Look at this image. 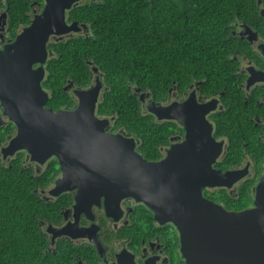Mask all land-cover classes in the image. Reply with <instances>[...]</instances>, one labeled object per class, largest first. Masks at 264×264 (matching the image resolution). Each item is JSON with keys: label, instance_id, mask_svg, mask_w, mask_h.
<instances>
[{"label": "flooded vegetation", "instance_id": "flooded-vegetation-1", "mask_svg": "<svg viewBox=\"0 0 264 264\" xmlns=\"http://www.w3.org/2000/svg\"><path fill=\"white\" fill-rule=\"evenodd\" d=\"M100 0H78L65 11V21L77 23V30L62 35L51 34L46 42L47 55L44 63L41 88L47 92L45 105L52 110L75 109L80 102L74 90H86L100 84L95 115L103 120V130L107 134L117 135L134 143V150L148 161H159L167 154L170 146L180 143L185 138L184 124L194 122L210 124L211 135L215 141H222V150L212 164L215 170H237L243 174L230 187L205 186L202 195L227 210H241L249 207L254 199V188L264 172V56L259 50L264 45V30L241 21L231 23V35L240 39V45L234 47L232 61L227 64L234 74L229 82L237 90L235 97L225 94V90H208L203 79L193 78L188 74L179 81L172 74V86L162 96L156 97L147 89L135 90L132 93L138 99V112L158 125V139L143 146V139L131 133L126 124L117 119L116 111L99 106L105 92L109 89L106 82L107 72L94 59H83L88 70V80L85 84L74 83L64 79L59 84L56 96L57 103L51 98L53 90L48 79L49 61L58 56V45L70 38H88L93 34L89 16L71 14L70 10L77 6H87ZM45 0H28L26 21L13 23L10 11L5 2L0 6V48L12 42L17 33L29 21L41 12ZM257 10L264 9V3L256 0ZM263 18V17H262ZM264 21V19H263ZM246 25L247 28H244ZM242 30L244 31L242 33ZM251 30V31H250ZM253 32V33H250ZM251 36V40L248 39ZM38 64H34L35 68ZM62 70V64H58ZM176 78V79H175ZM65 92L71 98L70 104L64 103ZM156 105L166 106L172 102V119H158L148 110V101ZM209 103V104H207ZM211 109L200 120L202 105ZM234 114L235 118L233 115ZM179 117V118H178ZM202 118V117H201ZM231 118L237 121L234 129ZM233 121V122H234ZM106 122V123H105ZM17 132L15 123L3 114L0 104V171L14 170V175L25 184L33 194L35 203L44 204L42 213L37 218V225L44 238L42 252L52 264H185L181 252L180 233L172 221H160L143 202L136 201L131 196L119 199L117 207L112 205V199L96 190L80 194L78 188L53 195L50 190L56 180L63 175L59 159L55 155L41 160L31 159V154L25 148L10 151V140ZM234 140V141H233ZM91 167L83 166V170ZM94 168V167H93ZM95 194V195H94ZM228 194L233 206H227L223 197ZM240 203V207L234 205ZM106 203L111 205L107 210Z\"/></svg>", "mask_w": 264, "mask_h": 264}, {"label": "water", "instance_id": "water-1", "mask_svg": "<svg viewBox=\"0 0 264 264\" xmlns=\"http://www.w3.org/2000/svg\"><path fill=\"white\" fill-rule=\"evenodd\" d=\"M76 1L45 0L41 12L0 48V104L17 127L7 149L25 148L38 161L55 155L63 175L50 190L53 195L77 187V203L89 190H96V197L106 194L114 207L123 196L143 202L156 219L177 227L185 264H264V172L245 209L227 210L204 197L203 187H230L243 176L212 168L223 142L212 137L209 123L194 122L193 117L186 124L178 117L184 140L170 146L161 160L148 161L133 142L104 132L103 120L94 113L100 84L74 90L80 99L75 109L54 111L45 105L48 95L40 82L46 42L51 34L77 30L76 22L65 21V11ZM260 15L264 19V9ZM259 50L264 56V45ZM207 104L199 109L204 123L211 109ZM147 107L158 119H172V102L159 106L149 100ZM106 207L111 209L109 203Z\"/></svg>", "mask_w": 264, "mask_h": 264}, {"label": "trees", "instance_id": "trees-1", "mask_svg": "<svg viewBox=\"0 0 264 264\" xmlns=\"http://www.w3.org/2000/svg\"><path fill=\"white\" fill-rule=\"evenodd\" d=\"M2 2L13 23L27 20L28 0H0V6ZM70 12L89 16L93 34L56 46L59 55L49 61L48 74L52 102L57 103L64 79L87 82L83 59H94L106 70L109 86L100 112L102 107L115 110L117 119L143 139V146L158 139V125L138 112L130 86L159 97L172 86L173 73L179 81L190 74L203 79L208 90H225L235 97L238 91L229 82L234 74L227 64L241 43L231 35L230 25L237 20L264 30L256 0H100ZM64 94V103L70 104L69 94ZM234 118L230 129L237 127ZM14 172L0 171V264H52L42 252L44 238L37 225L44 204L34 202L29 185ZM223 200L233 206L228 194Z\"/></svg>", "mask_w": 264, "mask_h": 264}]
</instances>
